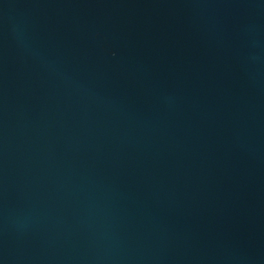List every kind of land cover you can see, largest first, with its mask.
I'll use <instances>...</instances> for the list:
<instances>
[{"label":"water","instance_id":"obj_1","mask_svg":"<svg viewBox=\"0 0 264 264\" xmlns=\"http://www.w3.org/2000/svg\"><path fill=\"white\" fill-rule=\"evenodd\" d=\"M0 264H264V0H0Z\"/></svg>","mask_w":264,"mask_h":264}]
</instances>
